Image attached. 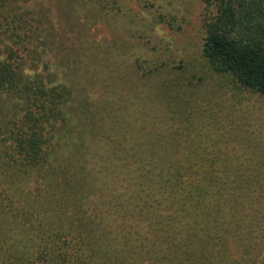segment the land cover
Returning a JSON list of instances; mask_svg holds the SVG:
<instances>
[{"label":"trees","instance_id":"1","mask_svg":"<svg viewBox=\"0 0 264 264\" xmlns=\"http://www.w3.org/2000/svg\"><path fill=\"white\" fill-rule=\"evenodd\" d=\"M52 1L0 0V264H238L252 185L220 156V113L264 99V0H199L177 64L156 44L130 61L152 31L127 0H65L71 46Z\"/></svg>","mask_w":264,"mask_h":264},{"label":"rangeland","instance_id":"2","mask_svg":"<svg viewBox=\"0 0 264 264\" xmlns=\"http://www.w3.org/2000/svg\"><path fill=\"white\" fill-rule=\"evenodd\" d=\"M37 2L40 3V0ZM127 4L131 13L138 15L152 31V37L143 36L145 41L150 40L151 43L144 46V49L132 51L131 62L136 57L148 58L151 55L149 50L155 44L161 50L162 58L174 60L175 64L180 59L188 60L197 51L201 39L199 23L203 11L199 0H156L149 10L142 9L138 0H127ZM67 7L65 0L55 3L52 1L50 9L54 16H51L50 21L57 40L61 39L67 46H71L75 29L70 23L72 13ZM80 13H85L84 8ZM90 37L91 39L88 38L102 49H107L114 40L107 23L98 20L91 28ZM48 60L50 66L46 70L40 65V73L56 72L54 64L56 63L57 67L59 60ZM229 99V112L222 109L220 113L221 117L226 116L225 137H222L220 156L233 167V171L245 173L252 185L247 197L245 196L238 205V211L245 224L244 230L238 235L243 239L244 234L247 238L246 244L249 239L251 241V247L248 246L250 252L248 251L247 255L239 254L238 264H261L264 257V99L251 94ZM233 241L234 239L229 238V245H233Z\"/></svg>","mask_w":264,"mask_h":264}]
</instances>
